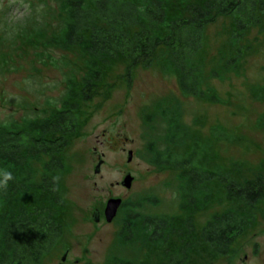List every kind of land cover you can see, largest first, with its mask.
<instances>
[{
	"label": "rangeland",
	"instance_id": "obj_1",
	"mask_svg": "<svg viewBox=\"0 0 264 264\" xmlns=\"http://www.w3.org/2000/svg\"><path fill=\"white\" fill-rule=\"evenodd\" d=\"M64 2L0 0V125L50 115L61 106L68 82H79L87 72L79 47L64 49L52 43L65 30ZM231 29L230 16L208 24L196 56L203 65L201 86L216 93L217 100L184 94L178 73L162 56L130 71L127 60L103 68L93 96L79 103L78 125L60 152L65 167L55 173V189L34 190L23 200L28 212L52 210L64 225L42 264H59L66 246L70 249L62 264H166L165 244L156 247L149 242L150 226L144 219L167 215L178 225L188 215L179 208V171L150 163L152 149L170 148L177 155L187 150L186 144L171 141L179 134L178 125L185 127L187 142L211 139L209 168L219 165L238 180H264V19L243 33L240 43L249 48L237 70L224 67L233 52ZM213 68L217 75H212ZM214 126L227 136L215 137ZM33 167L39 180L42 166L35 162ZM128 172L133 177L130 187L121 184ZM220 180L210 181L209 202L192 215V236H172L168 252L185 250L183 264H264V189L253 209V222L225 253L203 241L200 230L212 214L238 205ZM151 196L153 201L147 199ZM112 197L127 204L107 222L103 208ZM95 209L100 211L97 222L92 220ZM129 209L138 216L128 215ZM5 210L0 199V212Z\"/></svg>",
	"mask_w": 264,
	"mask_h": 264
},
{
	"label": "trees",
	"instance_id": "obj_2",
	"mask_svg": "<svg viewBox=\"0 0 264 264\" xmlns=\"http://www.w3.org/2000/svg\"><path fill=\"white\" fill-rule=\"evenodd\" d=\"M219 16H230L232 20L233 52L225 59L224 67L237 70L249 48L240 40L243 33L264 19V0H65L61 11L65 30L52 43L64 49L79 47L87 59V72L79 82H68L61 106L50 115L0 125V199L6 206L0 212V264H42L44 255L60 239L64 225L55 212L45 208L28 212L23 200L34 190L55 189L56 171L65 167L60 152L67 143L66 136L78 125L79 103L93 96L102 81L103 68L116 60H127L130 71L162 56L178 73L184 94L217 100L216 93L206 92L201 86L203 65L196 56L204 46L205 28ZM211 72L218 74L217 68ZM178 129L179 134L171 141L175 145L186 144L187 150L177 155L170 148L152 149L150 163L179 171V208L188 215L178 225L167 215L144 219L150 226L149 242L156 247L165 244L166 264H183L185 250L170 253L166 244L172 236L180 240L187 234L192 236V215L209 202L210 181L221 179L226 195L238 203L212 214L201 227L203 241L220 254L251 225L253 209L264 189L260 176L238 180L219 165L209 168L206 155L211 139L192 138L187 142L185 127L178 125ZM211 132L215 137L227 136L219 126L212 127ZM35 162L42 166L39 180L34 178ZM128 215L138 216L131 209Z\"/></svg>",
	"mask_w": 264,
	"mask_h": 264
},
{
	"label": "water",
	"instance_id": "obj_3",
	"mask_svg": "<svg viewBox=\"0 0 264 264\" xmlns=\"http://www.w3.org/2000/svg\"><path fill=\"white\" fill-rule=\"evenodd\" d=\"M132 157V150H128V157L127 160L129 161ZM102 163V159H100L98 161V163L96 164V167L94 169L95 172H98L100 170V164ZM132 176L130 175V173L128 172L125 177L123 178L121 184L126 186V187H130L131 185V181H132ZM121 198L119 197H112L109 198L105 204L104 207V215L106 220L109 222L112 220V218L115 216L118 207L121 205ZM98 210H94L93 214H92V220L93 221H98ZM68 252V248H66L61 256V262L59 264H62V262L66 259V255Z\"/></svg>",
	"mask_w": 264,
	"mask_h": 264
},
{
	"label": "flooded vegetation",
	"instance_id": "obj_4",
	"mask_svg": "<svg viewBox=\"0 0 264 264\" xmlns=\"http://www.w3.org/2000/svg\"><path fill=\"white\" fill-rule=\"evenodd\" d=\"M123 204H124V202L122 201V202H121V205H123ZM121 205H120V206H121ZM120 206H119V207H120ZM104 207H105V206H104ZM103 217H104V219L106 220L105 215H104V208H103ZM98 218H99V219H98V221H99V220H100V211H99V210H98ZM106 221H107V220H106ZM96 222H97V221H96ZM107 222H108V221H107ZM66 248H68V251H69L70 247L67 246V247H65V249H66ZM65 249H64V250H65ZM66 256H67V255H66Z\"/></svg>",
	"mask_w": 264,
	"mask_h": 264
}]
</instances>
